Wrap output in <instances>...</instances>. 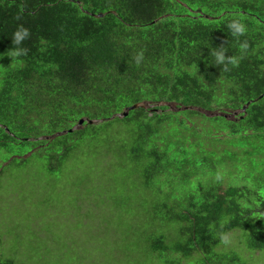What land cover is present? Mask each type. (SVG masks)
Wrapping results in <instances>:
<instances>
[{
    "label": "trees",
    "instance_id": "obj_1",
    "mask_svg": "<svg viewBox=\"0 0 264 264\" xmlns=\"http://www.w3.org/2000/svg\"><path fill=\"white\" fill-rule=\"evenodd\" d=\"M233 18L247 26L239 39L226 27ZM19 25L28 52L11 61ZM242 42L237 67L213 65V50L240 56ZM261 94L264 0H0V175L31 160L51 180L99 157L104 168L87 173L81 194L106 198L98 215L121 229L102 264L155 254L164 264H247L240 246L264 251ZM135 103L147 106L110 118ZM82 117L103 120L68 132ZM221 231L238 232V250L224 248ZM42 234L32 236L34 264L66 256ZM0 264L18 263L0 253Z\"/></svg>",
    "mask_w": 264,
    "mask_h": 264
},
{
    "label": "rangeland",
    "instance_id": "obj_2",
    "mask_svg": "<svg viewBox=\"0 0 264 264\" xmlns=\"http://www.w3.org/2000/svg\"><path fill=\"white\" fill-rule=\"evenodd\" d=\"M92 164L94 168L91 167ZM102 168L104 167L99 157L83 163L74 161L60 175L48 180V174L40 167L39 162L30 160L24 166H9L0 175V239L3 240L0 241V253H14L18 264H34L30 254L32 236L42 231L41 236L45 238L42 242H45L47 248L56 253L61 250L66 253L65 257L50 258V264H64L67 258L79 264L88 263L89 261H85L87 258L97 264L104 263L108 258L112 260L111 256L117 253L120 243L118 232L121 229L117 228L113 233L112 227L111 230L105 227L109 226L110 221L103 214L98 215L99 209H109L107 199L95 202L94 194H81V184L89 178L86 177L87 173L100 171ZM103 181L114 187L122 184V180H115L111 185L109 180H93L100 187L103 186ZM120 190L124 191V188ZM78 194L82 199L78 198ZM88 208L93 210L91 214H87ZM119 221L117 219V224ZM230 234L232 241L228 246L223 245L224 248L239 244L237 237H234L238 232ZM65 245L71 246L67 248ZM72 245L82 250L76 253ZM219 247L221 246H217ZM235 248L237 249L236 246ZM238 249L237 252L247 264H264V251H243V246ZM155 256L142 261L145 264H164L160 257ZM179 259L180 264H188L189 260L185 262V258ZM116 264L140 262L131 258L130 262L118 260Z\"/></svg>",
    "mask_w": 264,
    "mask_h": 264
},
{
    "label": "clouds",
    "instance_id": "obj_3",
    "mask_svg": "<svg viewBox=\"0 0 264 264\" xmlns=\"http://www.w3.org/2000/svg\"><path fill=\"white\" fill-rule=\"evenodd\" d=\"M226 27L234 39H239V37L243 36L247 31V26L245 23L241 21L239 18H233L229 20L226 24ZM30 31L27 27L23 25H19L17 29L12 34V43L16 45L15 48H12L9 52V57H11V61L27 55L28 49L22 46V42L29 38ZM248 45L245 42L240 44L241 55H225V51L227 48H219L218 50L212 51V56L214 58L213 65L219 66L220 70L224 72H229L231 67H237L239 64L240 59L243 58L244 50L247 49ZM135 62L139 64L143 60V52H138L134 57ZM216 179H220L219 176ZM227 222V219H222L220 221V227L223 228V225ZM219 237V242L225 246H228L232 241V236L228 232L221 231L217 233Z\"/></svg>",
    "mask_w": 264,
    "mask_h": 264
},
{
    "label": "water",
    "instance_id": "obj_4",
    "mask_svg": "<svg viewBox=\"0 0 264 264\" xmlns=\"http://www.w3.org/2000/svg\"><path fill=\"white\" fill-rule=\"evenodd\" d=\"M197 11H199V10H197ZM101 15H102L101 13L98 14V16H101ZM263 96H264V94H261V95L258 96V98H261V97H263ZM250 103H251V100H250V101H247V102L241 107V109H240L239 111H241V112H245V111H246V108L248 107V105H249ZM139 107H143V108H145V107H146V104H143V103H135V104H132V105L126 107V108L123 110L122 113H114L110 118H113V117H115V116H117V117H121V116H123V115L126 114L127 110L135 109V108H139ZM170 108H171V107H170ZM188 108H193V107H188ZM179 109H180V108H179ZM237 113H238V111H234V112H233V114H237ZM102 120H103V119H92V118H89V117H82V118H80V119L77 121L76 125H74L72 128H70V129L67 130V131H72V130H74L75 128H78L79 126L83 125L84 123H86V124H96V123H98V122H100V121H102ZM64 132H65V131H64ZM62 133H63V132H57V133H55V134L49 136V138H50V137H54V136L59 135V134H62Z\"/></svg>",
    "mask_w": 264,
    "mask_h": 264
},
{
    "label": "bare ground",
    "instance_id": "obj_5",
    "mask_svg": "<svg viewBox=\"0 0 264 264\" xmlns=\"http://www.w3.org/2000/svg\"><path fill=\"white\" fill-rule=\"evenodd\" d=\"M143 104H145V103H143ZM158 104H159V105H161V104H167V106H168V107H170V106L172 105V104L168 105V103H164V102H163V103H162V102H160V103H158ZM146 106H147V104H146ZM139 108H143V107H139ZM180 109H182V108H180ZM130 110H133V109H130ZM130 110H127L126 114H125V115H123V116H121V117H124V116H126V115H127V113H128V111H130ZM122 112H123V111H122ZM122 112H121V113H122ZM121 117H120V118H121ZM75 125H76V124H75ZM190 126H191V125H190ZM72 127H73V126H72ZM72 127H71V128H72ZM79 127H80V126H79ZM79 127H78V128H79ZM78 128H75V129H78ZM75 129H74V130H75ZM68 130H69V129H68ZM72 131H73V130H72ZM72 131H68V132H72ZM62 132H63V133H65L66 131H65V132H64V131H62ZM47 138H49V136H47ZM7 183H8V182H7ZM0 204H1V203H0ZM1 210H2V209H1ZM98 211H99V210H98ZM72 221H73V220H72ZM14 223H15V222H14ZM58 237H59V236H58Z\"/></svg>",
    "mask_w": 264,
    "mask_h": 264
}]
</instances>
